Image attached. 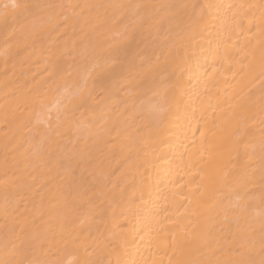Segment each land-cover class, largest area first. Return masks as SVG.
<instances>
[{"label":"snow or ice","instance_id":"6c2138e0","mask_svg":"<svg viewBox=\"0 0 264 264\" xmlns=\"http://www.w3.org/2000/svg\"><path fill=\"white\" fill-rule=\"evenodd\" d=\"M196 7L187 0H176L175 3L128 0L83 5L62 0H9L0 6V58L7 64L9 59L21 57L20 65L24 67L39 54L44 56L48 65L45 68L48 76L41 81L33 76L31 81L21 83L15 72H5L0 76L4 119L17 122L21 129H28L30 133L27 147L25 144L15 145L10 150L14 153L11 162L6 156L2 165L5 174L0 180V197L3 200L0 209V219L3 220L0 223V264H62L48 257L45 240L41 238L42 231L50 233L56 229H67L70 215L84 205H87L88 212L80 217V224L94 221L101 210L96 204L98 194L115 200L128 191H137L135 183L124 173L116 183L109 179L115 175L114 172L98 173L96 182L91 184L83 176H73L66 183L52 177L48 183L55 182L56 190L50 196L49 202L53 206L47 213L42 207L32 210L25 207L22 211L21 203L26 199L30 184L22 173L14 172L9 177L7 170L15 168L19 171L21 164L31 166L38 161L37 166L43 165L52 171L56 159L52 146H59L57 138L64 136L66 128L74 131L78 139L87 137L96 144L104 132L115 130L114 124L109 127L113 123L112 113L120 104L127 107V97L133 93L129 89L125 97H120L119 81L113 73L121 64V53L136 42L137 36L141 37L143 47L138 48L128 61L127 71L131 73L135 69L136 59L143 60V71L134 78L143 83L137 89L139 94L132 106L137 107L138 102L141 114L147 113L153 121L170 110L173 97L170 96L169 85L164 83L161 88L155 77L164 71L166 65L184 56L201 30L205 13L211 14L213 9L219 11L223 6L205 3L199 6V12ZM227 8L232 26L237 31L244 32L245 21L249 25L247 31L251 32L252 26L257 27L261 37L257 79L261 87L258 96L242 97L238 103L229 106L230 110L222 121L223 128L214 118L207 135L202 133L205 136L203 152L216 175L213 191L219 193V199L214 205H205L204 212L210 217L212 213H223L226 220L229 214L245 209L241 201L252 198L245 191L248 185H259L264 207V0L229 4ZM157 50L160 55H156ZM68 61L71 63L67 64ZM101 66L109 70L105 75L96 74V69ZM247 67L251 70V65ZM149 82L152 86L146 87ZM149 92L153 99L144 100ZM53 95L55 103L51 102ZM208 99L210 102L211 97ZM24 112H27L26 117L18 119L17 113ZM256 127L260 129V139L253 144L248 137L253 135ZM217 130L227 131L229 155L233 151L240 155L243 146L242 164L231 160L230 166L222 163L225 155L223 137L217 135ZM8 143L6 139V148ZM66 174L71 175L67 170ZM109 184L108 191H103ZM29 212L33 214L31 220L26 215ZM37 214L41 221L46 214L47 222L37 225ZM195 238L191 235V239ZM172 239H176L175 235ZM127 243V237L123 235L120 238L113 236L108 244L94 241L95 246L88 244L84 247L87 255L84 264H137L135 260L120 258L118 249ZM182 251L189 258L177 264H264V211L259 214L258 221L233 236L228 251L235 252V255L230 258L204 260L195 257L191 247ZM113 254L117 256L115 261L104 258Z\"/></svg>","mask_w":264,"mask_h":264},{"label":"bare ground","instance_id":"6f19581e","mask_svg":"<svg viewBox=\"0 0 264 264\" xmlns=\"http://www.w3.org/2000/svg\"><path fill=\"white\" fill-rule=\"evenodd\" d=\"M9 0H0V6ZM64 3H109L128 2V0H62ZM141 3H175L176 0H137ZM199 6L205 3L222 5L211 14L205 13L204 23L196 39L188 47L184 56L175 63L165 66L155 82L163 87L169 85L170 96L173 97L172 107L166 113H161L154 121L147 113L141 114L139 103L133 108L137 89L143 83L134 79L138 72L143 71L141 59H136L135 69L127 71L128 61L135 55L138 48L143 47L141 37L126 51L122 52L121 64L116 66L113 76L119 81L120 97H125L129 89L132 96L127 97V107L120 104L112 113L115 130L104 132L98 144L87 137L78 139L74 131L64 129V136L58 137L59 146L53 145L56 159L52 171L38 161L31 166L21 164L20 170L9 168L7 175L14 172L23 174L30 184L26 199L21 203V210L41 209L47 211L53 206L51 194L56 190V184L48 183L52 177L66 183L73 176H83L90 184L96 182L95 177L100 172H114L109 177L116 183L121 173L127 174L135 183L137 191L126 192L115 200L106 199L104 195L96 198L100 211L94 221L80 224V217L88 212L87 205L81 206L77 212L70 215L67 229L41 232L45 240L48 257L61 261L62 264H84L87 255L84 247L94 241L109 240L115 236L127 237L128 243L119 247L121 259H132L137 264H177L178 261L189 258L182 250L191 247L194 256L204 260L227 259L235 255L229 252L233 236L243 232L264 211L261 205V190L259 185H248L245 191L251 194V199L241 201L245 204L243 211L229 214L227 220L223 213H212L211 217L204 212L205 205H214L219 199V193L213 191L216 175L207 155L203 152V143L211 122L224 127L222 121L229 112L230 105L238 103L242 97L259 95L260 83L257 79L260 65L261 39L257 27L244 22V32H239L232 26L229 4L248 2V0H187ZM95 10H93V14ZM23 55V54H22ZM156 55H160L157 50ZM21 57L8 60L5 64L0 58V76L3 73H16L21 83L31 81L34 76L41 81L47 78L45 58L36 55L30 65L21 67ZM153 61L155 56L152 57ZM161 59H163L161 57ZM68 61L67 64H70ZM248 65H251V70ZM52 69L49 68V71ZM109 70L103 66L96 69L97 75H105ZM23 72V76H21ZM149 82L146 87H151ZM208 97H211L209 102ZM55 95L51 102L55 103ZM153 99L149 92L144 100ZM65 103H67L65 101ZM209 103L211 107H209ZM4 99L0 92V180L4 178L2 165L7 156L11 162L14 153L10 150L17 144H25L30 133L21 129L17 122L4 119ZM27 112L17 113L18 119L26 117ZM79 115V113L77 114ZM258 118V109H257ZM217 135L223 137L225 155L222 163L229 165L243 163V146L240 155L235 151L228 154L230 140L227 131L217 130ZM8 147H5V140ZM260 139V129H253V135L248 137L251 143ZM59 161V163H57ZM66 170L71 175L66 174ZM35 177L34 180L30 176ZM102 184L104 182H101ZM111 185L103 188L107 192ZM3 200L0 197V209ZM235 208V204L233 205ZM32 219V213H26ZM45 214L43 221L36 215V224L47 222ZM0 223L3 220L0 219ZM175 235L176 239L172 237ZM195 235V239H191ZM166 243L160 244L159 241ZM93 246H95L93 244ZM111 247V245H110ZM91 250V249H90ZM213 252L216 253L213 256ZM41 258H44L43 256ZM105 259L115 261L117 256H105Z\"/></svg>","mask_w":264,"mask_h":264}]
</instances>
